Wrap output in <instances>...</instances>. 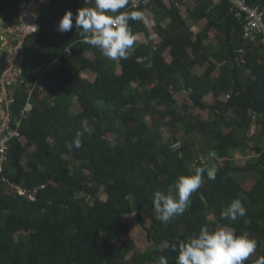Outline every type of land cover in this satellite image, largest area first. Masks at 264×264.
<instances>
[{
	"label": "trees",
	"instance_id": "trees-1",
	"mask_svg": "<svg viewBox=\"0 0 264 264\" xmlns=\"http://www.w3.org/2000/svg\"><path fill=\"white\" fill-rule=\"evenodd\" d=\"M169 1L121 10H149L158 37L151 38L143 20L130 21L132 33L144 40L116 61L83 43L75 28L57 31L66 11L75 15L82 7L79 0H46L38 9V27L24 37L18 54L20 73L9 107L6 132L19 136L11 138L0 172V264H157L160 255L176 264L172 243L190 240L202 226L230 227L255 238L257 250L245 264L264 256V147L256 141L264 136L262 36L246 39L229 3L211 0H194L193 21L207 22L194 33L180 14L184 0ZM248 2L264 10V0ZM21 11L22 0H0V19L8 24H19ZM211 36L218 37L216 44ZM206 64L202 73L193 72ZM86 71L97 72L96 78L83 77ZM3 74L0 66V82ZM182 91H189L193 104L179 102ZM210 94L212 103H206ZM195 106L208 110V117L195 113ZM254 124L260 129L252 136ZM77 133L81 147L69 150ZM240 150H252L258 159L238 166ZM209 152L216 154L212 162H206ZM213 166L216 179L204 173L183 215L165 226L154 214L146 226L143 214L153 212L156 191L176 197L179 176ZM244 173L250 178L239 181L236 174ZM236 198L246 216L221 220ZM134 212L151 251L138 252L130 235Z\"/></svg>",
	"mask_w": 264,
	"mask_h": 264
},
{
	"label": "clouds",
	"instance_id": "clouds-1",
	"mask_svg": "<svg viewBox=\"0 0 264 264\" xmlns=\"http://www.w3.org/2000/svg\"><path fill=\"white\" fill-rule=\"evenodd\" d=\"M84 3L90 6L79 8L75 15L71 10L65 12L57 25V31L63 34L75 28L83 38V43L99 49L108 60L127 59L130 49L136 43V36L132 33L129 22L142 21L143 13L138 10L121 11L127 8L129 0H84ZM16 58L17 56V61ZM9 112L12 117L10 108ZM7 129L8 127L0 136L7 133ZM81 135L82 133H77L76 139L67 144L69 150L81 147ZM209 156L215 159L216 154L209 152ZM217 171L215 166L207 169L198 167L193 175L179 176L174 184L176 197L156 191L152 200L156 219L167 226L176 217L183 215L191 206L192 194L204 183V173L207 172L208 180L214 181ZM246 213L243 202L236 198L221 212L220 219L235 222L245 217ZM257 247L258 241L246 233L237 235L230 227L210 231L207 226H202L199 233L193 234L190 240L174 241L171 250L177 254L176 264H245ZM157 264H169V260L165 255H160L157 257ZM255 264H264V256H260Z\"/></svg>",
	"mask_w": 264,
	"mask_h": 264
},
{
	"label": "rangeland",
	"instance_id": "rangeland-1",
	"mask_svg": "<svg viewBox=\"0 0 264 264\" xmlns=\"http://www.w3.org/2000/svg\"><path fill=\"white\" fill-rule=\"evenodd\" d=\"M24 1H27V0H24ZM45 1L36 0V2L34 1V3L30 1L31 6L36 5L37 7L33 9L35 11L31 10L29 13H26V10H25L26 7H24V4H23V8L21 11V19H20L21 22L19 24L11 25L0 19V37H1L0 66L4 70V73H6L5 77L0 82V125L2 128V130L0 131V134H2L5 131V129L8 127L12 119V117L9 115L8 105H10L12 101V93L14 91L13 85L14 83H16L17 75L20 73V67H19L20 61L18 60V54L20 52L22 42L24 40V37L29 32H32V30L35 28V26L32 27L30 23L32 22V18H34V16L36 17L38 9ZM148 27L152 30V27L150 26ZM137 40L143 41L144 40L143 35L141 36L139 35L137 37ZM87 55L90 56L92 59H94L93 52H91L90 50L87 51ZM16 56H17L16 58L17 61L15 60ZM82 76L93 81L97 76V72L86 71L82 74ZM4 88H6V91ZM176 98L181 103L188 101L190 102V104H193L189 99V91H183V92L178 93L176 95ZM228 98H229V95L222 96V99L224 100H227ZM212 100H213L212 94L207 95L204 98V101L206 103H212ZM79 110H80V106L77 102H75L72 108V111L74 113H77ZM193 111L197 114H200L202 117L203 116L205 117L208 114V110H202L200 107H196V106L193 108ZM147 120L151 121L150 118H147ZM259 129H260V126L258 124H254L252 128V133H251L252 136L257 135L255 133H257ZM116 136L117 135L114 136V139L117 141L118 137ZM260 137H263V139L260 138L259 140L257 139L256 141H259V143L262 142V145L264 147V136L260 135ZM170 138L168 140L170 141V143H173L172 139ZM251 145L253 146L254 144L251 143ZM172 147L174 148L173 145ZM196 149L198 148L196 147ZM235 153H236V156L238 155V157L235 158V162L238 166H244L248 162H253L258 159V155L252 150H242V153L239 152L240 154L238 152H235ZM209 159H212V158L210 156H207L206 162L213 161V159L212 160H209ZM218 161L223 162V159L220 158L218 159ZM76 165H79V162ZM236 175L239 176L238 177L239 181L241 180L245 181L250 178V174L248 173H244L241 175L236 174ZM11 191L12 189L9 188L8 192H11ZM100 197L102 199H106L107 195L106 193L102 192L100 194ZM154 214H155L154 212H146L143 214V216H145L147 219L146 220L147 227L151 225V216ZM129 222L131 224L130 235L136 243L137 251L138 252L151 251L152 242L148 239L147 230L145 227H143L139 223L137 214L135 212L129 217ZM220 227H224V226H220ZM123 240H124V237L121 236L117 241L118 243H121Z\"/></svg>",
	"mask_w": 264,
	"mask_h": 264
},
{
	"label": "built area",
	"instance_id": "built-area-1",
	"mask_svg": "<svg viewBox=\"0 0 264 264\" xmlns=\"http://www.w3.org/2000/svg\"><path fill=\"white\" fill-rule=\"evenodd\" d=\"M156 0H129V8L139 9L146 7ZM215 5L229 3L230 11L243 23V33L246 39L262 36L264 44V11L259 5H251L248 0H211ZM186 1L183 2L185 4ZM128 11V10H127ZM66 53H71V49ZM31 105L26 109H31ZM1 126V125H0ZM19 133L11 130L0 136V171L3 164L8 161L9 143L12 137H18ZM175 149L180 148V143L172 140Z\"/></svg>",
	"mask_w": 264,
	"mask_h": 264
},
{
	"label": "crops",
	"instance_id": "crops-1",
	"mask_svg": "<svg viewBox=\"0 0 264 264\" xmlns=\"http://www.w3.org/2000/svg\"><path fill=\"white\" fill-rule=\"evenodd\" d=\"M30 1L31 2H33L34 3V1L36 2V0H27V1H24V0H22V8H23V4H24V7H26L25 8V10H26V13H29L31 10H33L34 8H36L37 6L35 5H33V6H31L30 5ZM45 1V0H44ZM184 1H186V3L185 4H180V8H181V10H180V14L182 15V17L188 22V24L191 26V29L194 31V33H198V32H201V31H203L204 30V28L206 27V24H207V22H206V20H204V19H201V20H199L198 22H194L193 21V18L191 17V10L193 11V9H194V7H196V2L194 1V0H184ZM165 2L168 4V5H170L169 3H170V1L169 0H165ZM79 3L82 5V7H85V6H90V5H85V3H84V0H79ZM81 7V8H82ZM262 9V8H261ZM263 10V9H262ZM33 11H35V10H33ZM125 11V10H124ZM264 11V10H263ZM36 13V12H35ZM186 13V14H185ZM27 17V16H26ZM188 17V18H187ZM143 21H144V23L146 24V26L148 27V26H150V27H152V30L148 27V29H149V31H150V34H151V38L154 40L155 38H157L158 37V34H156L155 33V31H154V25L156 24V22H155V19H154V16H153V14L149 11V10H145L144 12H143ZM169 22V20L168 21H166V22H164L163 23V25H165V24H167ZM30 25L32 26V27H38L36 24H35V16H34V18H32V22L30 23ZM29 25V26H30ZM152 32V33H151ZM139 35H136V41L137 42H140V41H138L137 40V37H138ZM217 41H218V37H216V36H214V38H213V36H211V39H210V41L209 42H211V43H217ZM205 43V42H204ZM169 51V50H168ZM168 51L166 52L167 54H168ZM92 52V51H91ZM167 54H165L166 56H167ZM210 60H215L214 58H210ZM222 63H220L219 65H221ZM209 64H206L205 66H203V67H201V66H199V65H197V66H195L194 67V69H193V72L194 73H202L203 71H205L206 70V67L208 66ZM218 72H219V70L218 71H216V74H218ZM19 75V74H18ZM18 75H17V77H18ZM5 77V76H4ZM5 89V91H6V88H4ZM3 89V90H4ZM183 92V91H182ZM13 93H14V91H13ZM13 93H12V96H13ZM11 104V103H10ZM9 107H10V105H8V110H9ZM9 115H10V112H9ZM208 116H205V118H207ZM2 130V128H1V126H0V131ZM256 134V133H255ZM238 153L239 152H241L242 153V151L240 150V151H237ZM240 154V153H239ZM236 157H238V155L236 156Z\"/></svg>",
	"mask_w": 264,
	"mask_h": 264
},
{
	"label": "water",
	"instance_id": "water-1",
	"mask_svg": "<svg viewBox=\"0 0 264 264\" xmlns=\"http://www.w3.org/2000/svg\"><path fill=\"white\" fill-rule=\"evenodd\" d=\"M21 52H22V50H21ZM17 87H19V83L17 84ZM13 95H14V93H13ZM262 156H263V158H264V153L262 154Z\"/></svg>",
	"mask_w": 264,
	"mask_h": 264
}]
</instances>
